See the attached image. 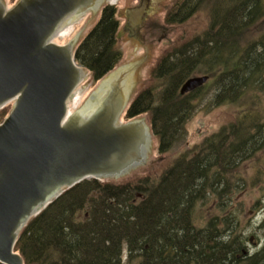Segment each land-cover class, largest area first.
<instances>
[{
	"label": "trees",
	"instance_id": "1",
	"mask_svg": "<svg viewBox=\"0 0 264 264\" xmlns=\"http://www.w3.org/2000/svg\"><path fill=\"white\" fill-rule=\"evenodd\" d=\"M204 8L208 30L161 57L152 71L157 82L138 94L123 119L147 115L166 154L185 134L196 96L213 86L207 108L237 107L235 121L173 160L159 179H90L65 191L20 232L15 251L25 264H123L124 249L126 264L264 263V248L248 256L246 229L232 207L249 182L237 168L264 152V0H185L182 22ZM116 15L106 7L75 52L94 83L122 58ZM194 75L209 83L182 96ZM213 204L214 214L197 227L196 211L210 212Z\"/></svg>",
	"mask_w": 264,
	"mask_h": 264
},
{
	"label": "water",
	"instance_id": "2",
	"mask_svg": "<svg viewBox=\"0 0 264 264\" xmlns=\"http://www.w3.org/2000/svg\"><path fill=\"white\" fill-rule=\"evenodd\" d=\"M101 0H0V263L25 264L15 252L20 232L65 191L88 179H119L144 165L151 128L144 119L123 122L135 83L125 70L105 81L64 122L67 102L87 78L76 63L79 36L66 45L60 29ZM97 8V9H98ZM95 12V11H94ZM146 6L130 10L138 22ZM209 81L188 79L182 96Z\"/></svg>",
	"mask_w": 264,
	"mask_h": 264
},
{
	"label": "rangeland",
	"instance_id": "3",
	"mask_svg": "<svg viewBox=\"0 0 264 264\" xmlns=\"http://www.w3.org/2000/svg\"><path fill=\"white\" fill-rule=\"evenodd\" d=\"M2 1L10 9L19 0ZM137 1L139 0H105L103 6H111L110 3H112L113 7L117 9L116 17L119 21L117 48L122 54L121 61L105 77V81L122 71L135 70L133 75L136 80L130 93L129 103L145 87L157 82V79H153L152 77V71L158 65L159 60L164 54L174 47L180 46L186 41L195 38L197 35L203 34L210 26L207 8L201 9L182 22L183 15L179 14V10L185 0H148L149 15L146 22L147 28L143 29V34L146 33L145 30L150 28L151 25L154 24L156 27L151 34L149 33L147 35L144 42L142 39L143 34L130 30L129 27L127 28L128 18L126 17V9L134 6ZM207 3L208 1H205L206 7ZM134 10L136 11L137 9ZM171 13L172 15L174 13V18L171 15L173 21L168 24L167 18ZM100 19L101 10L85 13L83 16L72 21L73 30L71 35L62 40H56V43L61 45L66 44L69 40L79 36V45L89 32L95 28ZM163 33H166V37L164 38ZM78 45L75 47V50ZM146 46L148 47L147 49ZM197 76L201 75H194L192 77ZM100 84L101 82L94 83L92 79L88 84H85V82L82 84L81 90L85 93V102L98 89ZM203 91V94L196 96L195 103H198V105H196L195 114L186 125L185 134L182 135L179 143L170 152L161 154L158 151V140L153 136L144 165L137 167L119 179H109L106 181L121 183L131 178L134 179L146 175H150L154 179H159L173 160L177 159L185 151H192L194 148L202 146L208 138L218 133L233 120L235 121L234 117L239 112L237 107L222 106L219 108H207L208 101L211 97L215 96V88L210 86L208 90L205 89ZM12 109V103L0 109V124L8 117ZM142 119H146V123L151 127L147 115H143ZM237 170L249 182L246 188H241L240 193L235 194L236 196L234 195L235 201H233L232 207H235L242 221V226L246 229L245 233L248 238L246 250L250 257L251 255L262 252L264 248V152L258 153L254 158L243 163ZM214 212V204L210 208V212L206 208L199 207L196 211V218L198 220L202 218V220L196 224L197 227L203 226L205 223L203 224L202 221L211 217ZM127 256L128 251L124 249L123 264H126Z\"/></svg>",
	"mask_w": 264,
	"mask_h": 264
},
{
	"label": "flooded vegetation",
	"instance_id": "4",
	"mask_svg": "<svg viewBox=\"0 0 264 264\" xmlns=\"http://www.w3.org/2000/svg\"><path fill=\"white\" fill-rule=\"evenodd\" d=\"M104 4H105V0H101V3H100V7H99V9H91V10H89L90 12H94L95 10L97 11V10H101V13L103 14V10L106 8V6L105 7H103L104 6ZM144 6H146V7H148V0H139V1H137L136 2V4L134 5V6H131V7H128L127 9H126V17L128 18V20H127V28L129 27L130 28V30H133V31H135V32H138V33H141V34H143V29H146L147 27H146V22H147V17H148V11L144 14V17L142 18V22H138V20H137V18H138V14H131L130 13V10H134V9H142ZM156 26L153 24V25H151L150 26V28H148L147 30H145L146 31V33L145 34H143L142 35V39H143V41L145 42V40H146V38H147V35L150 33H152V31H154V28H155ZM164 37H166V33H163V38ZM161 42H162V40H161ZM148 47L146 46V49H147ZM153 133V132H152ZM153 136H155L154 135V133L151 135V140H152V138H153ZM158 151H159V149H158ZM148 152H149V150H147V155H148ZM251 256H253V255H251Z\"/></svg>",
	"mask_w": 264,
	"mask_h": 264
},
{
	"label": "built area",
	"instance_id": "5",
	"mask_svg": "<svg viewBox=\"0 0 264 264\" xmlns=\"http://www.w3.org/2000/svg\"><path fill=\"white\" fill-rule=\"evenodd\" d=\"M82 98H83V91L80 89L76 93L73 100H71L70 103L68 104L67 116L73 115V113H75L78 110V108L80 107L82 103Z\"/></svg>",
	"mask_w": 264,
	"mask_h": 264
},
{
	"label": "bare ground",
	"instance_id": "6",
	"mask_svg": "<svg viewBox=\"0 0 264 264\" xmlns=\"http://www.w3.org/2000/svg\"><path fill=\"white\" fill-rule=\"evenodd\" d=\"M148 11V7H146V12ZM145 12V13H146ZM71 22L67 23L65 26H63L61 29H60V36L63 37V38H67L68 36L71 35L72 33V30H73V25H70Z\"/></svg>",
	"mask_w": 264,
	"mask_h": 264
}]
</instances>
